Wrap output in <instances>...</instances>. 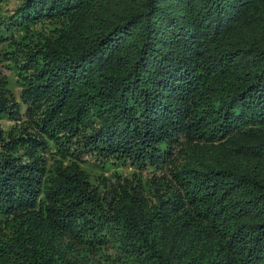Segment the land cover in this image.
<instances>
[{
	"label": "trees",
	"instance_id": "1",
	"mask_svg": "<svg viewBox=\"0 0 264 264\" xmlns=\"http://www.w3.org/2000/svg\"><path fill=\"white\" fill-rule=\"evenodd\" d=\"M11 17L0 36L43 132L19 146L168 172L111 188L0 147V264L104 247L111 264H264V0H19Z\"/></svg>",
	"mask_w": 264,
	"mask_h": 264
},
{
	"label": "rangeland",
	"instance_id": "2",
	"mask_svg": "<svg viewBox=\"0 0 264 264\" xmlns=\"http://www.w3.org/2000/svg\"><path fill=\"white\" fill-rule=\"evenodd\" d=\"M19 0H0V27L10 26L12 24V17L14 9L18 6ZM31 27L35 30L44 29L49 27V21L36 19L34 22L30 23ZM8 38L12 31H6ZM25 31H18L22 33ZM29 32V31H28ZM16 34V35H17ZM4 36H0V100L5 107L6 117L9 119H2L0 117V147L7 146L8 144L12 147L17 146V150L21 153L31 151L35 152L36 157L41 159L45 158L47 160V169L54 171V169H62L64 173H69L75 169L80 171H85L89 176L90 180L96 185L98 183L104 184L114 188L115 185L107 184L106 182L115 181L116 176L128 177L134 175L136 179L148 180V184L155 181L157 184L163 177L167 175V168L156 170L144 171V174L135 172L137 169L134 166H130L128 162L119 161L117 159L108 160L101 165L87 161L85 163L74 161L70 156H61L60 154L53 155L56 150H48L47 152H41L36 149L37 145L32 142V144H22L18 145V139L27 138L30 136L39 139L42 137V131L39 130V125L35 122V117L33 111L29 110L26 104L23 103L21 98V92L23 91L25 84H23L24 79L21 77L19 70L11 64L8 60V55L10 56L12 52L18 51V47L13 40L6 39ZM25 73V72H24ZM187 140L182 144L174 145L173 152L179 155L182 151L181 148L185 146ZM187 145V144H186ZM186 147V146H185ZM206 152L218 151L219 147L211 144H204ZM96 162V161H95ZM61 170V171H62ZM156 173V175H153ZM132 177V176H131ZM161 189L160 185H155V188ZM147 193H149V188L147 186ZM58 234H65L66 239H69L70 234L67 232H60L54 229ZM114 249L109 247L98 248L96 258V264H111V260L114 256ZM93 254V253H92ZM98 262V263H97Z\"/></svg>",
	"mask_w": 264,
	"mask_h": 264
}]
</instances>
